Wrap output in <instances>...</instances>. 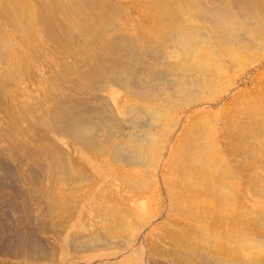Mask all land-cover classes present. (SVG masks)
<instances>
[{
    "label": "bare ground",
    "instance_id": "6f19581e",
    "mask_svg": "<svg viewBox=\"0 0 264 264\" xmlns=\"http://www.w3.org/2000/svg\"><path fill=\"white\" fill-rule=\"evenodd\" d=\"M144 1L158 22L148 32L138 29L136 36H130L115 19L118 9L109 0H0V67L4 72L0 82L8 84L12 79L23 87L26 81H34L31 68L38 70L45 62L36 54L33 42L42 38L65 46L73 57L80 53L84 43L104 40L98 51L95 50L96 56L91 57L93 62L78 61L69 70L70 67L65 70L62 65L70 89L80 92L77 88L81 87L85 93L82 85L90 82L91 90L96 93H108L110 86H115L127 97L147 101L156 97L148 92H157L159 85H165L164 91L158 92L162 95L160 103L176 116L171 123L155 125L160 126L156 127L157 134L148 129L151 120H169L168 111L163 116L161 111H156L157 107L142 110L128 105L125 115L131 127L124 134L125 126L121 129L114 125L115 109H125L122 101L115 99V91L105 97L91 94L98 105L92 109L86 100L79 102L77 94L57 100L58 77L51 76L48 96L41 93L28 106L21 101L19 116L14 117L16 122L39 128L46 142L40 151L41 169L50 172L46 175L49 179L57 180L53 183L55 190L39 189L31 197L42 212L51 216L77 210V201L66 193L82 192L80 201L88 203L87 210L93 214L90 227L94 226L89 235L85 234L86 238L82 237L86 250L109 245L130 248L165 210L164 236L157 238L163 244L169 240L166 244L170 247L171 264L192 259L195 264H264V209L250 210L245 203L249 194L264 202V107L258 110L257 103L251 99L243 105L244 111L237 108L235 114L224 109L205 114L195 112L185 126L181 116H177L186 109L217 104L226 89L222 78L230 76L227 66L237 67L235 61L240 60H233L234 56L253 52L257 44L252 39H264V0ZM194 20L204 21L208 26L193 24ZM3 25L10 40L4 38ZM68 33H74L70 41L77 42L80 50L75 44L61 45ZM12 38L21 45H15ZM27 51L31 54L27 55ZM178 57L179 60H173ZM49 70L57 74L52 64ZM73 70L78 71L75 77ZM16 93L17 98L24 95V91L16 90ZM153 99L152 103H156ZM76 105L80 108L73 110ZM67 109L71 111L65 113ZM141 116L145 118L144 125H139ZM8 129L10 148H0V160L14 161L16 152L12 149L17 147V141L13 138L14 130ZM179 130L175 144L170 145V137ZM54 132L69 139L71 146L78 147L88 159L98 161L104 172L102 180L94 182L95 177L87 174L85 165L73 159L53 139L54 143L51 138ZM23 146L29 158L31 150ZM167 148L165 161L163 155ZM18 160L17 168H20L22 161ZM124 167L136 168L137 175L131 171V174L119 172ZM160 172L164 191L160 186L150 190L148 181L157 184L155 177ZM110 175L114 182L108 181ZM62 181H66L65 189L59 185ZM118 191L124 193H119L120 198ZM134 200L154 202L155 208L151 206L148 214L138 219L137 208L127 203ZM77 242L81 249L82 241ZM144 242L148 244L146 239ZM133 261L125 264H135Z\"/></svg>",
    "mask_w": 264,
    "mask_h": 264
},
{
    "label": "rangeland",
    "instance_id": "374dc122",
    "mask_svg": "<svg viewBox=\"0 0 264 264\" xmlns=\"http://www.w3.org/2000/svg\"><path fill=\"white\" fill-rule=\"evenodd\" d=\"M109 1L112 2L117 7L119 15L114 17L117 21H119L120 24L122 23L121 25L123 28L125 27L124 32L128 33L127 35L136 36V32H138L139 30L148 32V30L154 27V25L158 22L155 13L146 7L147 3L144 5L145 3L144 0H109ZM196 22L199 25L205 24L206 26H208L206 22L199 20L193 22V24H196ZM0 25L2 26V24ZM199 25L197 26L199 27ZM204 26H200V27L204 28ZM2 29L4 31V38L5 37L6 39L9 38L6 34L8 30L5 25H3ZM73 34L74 33H68L66 37H63V41L61 42V45L69 44L68 46H70L75 44L76 48L80 50V47L77 44V42L70 41V37ZM80 39L84 41L83 37H80ZM252 40H253L252 42L257 44L255 49L252 50L253 52L249 51L244 56L243 54L240 55L238 53L240 57L236 54L237 56L235 55L233 60L235 59L237 60V58L240 59L241 61L237 60V62H240L239 65L235 61V65L237 67L227 66L229 70L227 71V75L230 76H228L229 78H222L223 79L222 85L225 86L226 89L225 92L222 93L217 104L204 108H198V109H186L185 111L182 112L183 114L178 113L177 116L178 117L181 116L182 126H185L189 123L190 115L195 112H198L200 114H205L213 111L215 112L218 109H224V112L226 113L229 112V110H231L232 113L235 114L234 112L237 108L240 109L241 111H244L245 108H243V105L246 103V101H250L251 99H254L255 102L257 103L256 107L258 110L263 109L264 107V39L263 40L258 39L259 41L256 39H252ZM11 41L15 45L20 44L19 42H17L16 38H12ZM106 41L107 40L105 38V43ZM99 43H90V42H86V44L84 43V46L81 48L80 53H78L77 56L73 57L74 56L73 54H69L68 51L64 49L65 46H62L63 47L62 48L61 46H57L53 42L48 43V41H46V38L44 39L42 38V41L33 42V44L36 45V47H34L36 54L41 55L44 58L43 62H45L44 66L39 67L38 70L32 69L30 67L31 73H33L32 78L34 79V81L29 78L30 80L26 81V84L23 87H22L23 84L19 86L18 82H15L12 79L11 81L13 83L10 81L12 85L10 83L8 84L3 83V81L0 82V89L3 90V91L1 90L2 94L4 92L3 98L0 101V148L1 149L5 148V150L10 148L9 143L7 145V138L9 134L8 127H11V129L14 130V132L12 131V134L14 136L13 138L16 139L17 141L16 143L17 147L12 149L13 152H16L15 154H13V158H12L14 161H12L11 158L9 159L4 158L0 160V264H125L133 260H134L133 263L135 262V264H171L170 257L172 255L170 253V247L167 245L169 244V240L168 239L166 240L167 244L166 243L163 244L162 240L157 238V236L159 235L164 236L163 230L166 228L165 225H167L165 210L163 214H161L156 220H154V222H151L146 227L145 231L142 234V238H140L137 242H135L132 246H130V248L128 247L129 250L118 249L115 248L114 245L113 247L109 245L110 247L106 246L105 248L103 247V248H95L92 250L91 249L86 250L84 243L85 239L83 238L87 237L85 236V234L89 235V232H92V230H94V226L90 227L91 220L89 219L93 218V214H91V212L87 210L88 203L84 204L80 201L81 200L80 198L83 197L82 192L75 195L63 192V194L66 193L67 195H69V197L73 198L74 201L75 200L77 201L78 209L70 212L67 211L64 214L62 213L60 215H57L59 213H54V215L51 216H47V213L42 212L43 210L40 208V206L36 205L35 199L31 197L32 196L31 194H35V192L39 189H42L44 191L50 190L51 187L52 189H54L53 183L57 182V180H55V178L49 179L46 175L47 174L50 175L49 174L50 172L47 170L44 171L45 169H41V163H42L41 158L43 157V154L41 156L40 151L42 150V147L44 145L43 143L45 141L43 140L42 134L38 131L39 128L36 130L34 129V127H30L27 123L22 124L20 122H16L14 121V117L15 115L16 117L19 116L18 113L20 112L21 109L20 107L23 105L21 104V101H23L25 106H28L34 100L39 99L41 97V93L42 94L45 93L46 96H48L47 91L52 86V85H48V82H50L51 80L50 79L51 76L58 77V80H56L57 86H55L56 87L55 97L57 98V100H59L60 98H64L66 96L75 97L77 94L78 97L77 100H81L79 102H85L86 100L89 103L88 104L89 106H93L91 107L93 109L98 105L96 104L97 101H93L92 95H98V97L103 95L105 97L107 96V94L109 96V94H113L116 92L117 94L115 93V99H118V101L121 100L122 105L125 107V109L128 105L136 106L138 108H141L142 110H145L144 107H146V109L148 107L149 110L154 107H157L155 109H157L156 111L159 113L161 111L160 115H163L168 111L166 107L162 106L160 103L161 102L160 98L162 95L161 96L158 95V92L164 91V89L166 88L165 85H159L157 88V92H148L150 95L154 97L156 94L155 97L156 99L150 97L149 99H147V101H140L133 97H127V95H124L123 93L119 92V90L115 86H110L108 93H102V94L96 93V91L91 90L90 82H85L82 85V87L86 89L85 93L83 89H81V87L77 88L78 89L77 91L80 90L81 93L73 92L70 89L69 85L66 84L65 82V75H64L66 74L65 70L67 69V67L70 66L73 67L74 64H76L78 61L85 63L93 62L94 58L92 59L91 57L96 56L95 50L98 51L101 45L104 44V40L103 42H99ZM73 50H71L70 52L72 53L77 52V51L73 52ZM28 51L25 53L27 55H30L31 53H29ZM175 57L177 56L175 55ZM179 59L180 57L173 60L175 61ZM50 64L53 65L57 74L51 73L52 71L49 70ZM63 64L65 70L61 69ZM241 64L242 66H240ZM71 67L68 68V70L71 69ZM157 69L164 71L160 67ZM73 73H74L73 77H75L78 71L73 70L72 74ZM3 76H4V72L3 69L0 67V80L1 78H3ZM16 90H19L20 92L24 91L23 97L17 98ZM161 92L159 94H161ZM152 99L153 102H155L156 100V103H152ZM61 100L62 99H60V101ZM70 103L72 104V102ZM233 107L236 108L233 109ZM78 108L80 107L76 105V107L73 108V110H77ZM125 109L124 108L115 109L117 115L114 116L115 115L114 113L113 119H114V125L120 128L122 127L121 129H123L125 126V130H123V133L127 134L129 132L127 128H130L131 125L126 121L128 116L125 114L127 113L128 110ZM70 111L71 110L67 109L65 110V113L67 112L69 113ZM169 113L170 112L168 111L167 113L168 117L167 115L166 117L169 118L170 121L168 119H163V120L152 119L151 120L152 125L154 126L151 125L148 129H150V131L152 132H157L158 134L159 130H157V128L162 126L161 124L167 122L171 123V121L176 119L174 113L173 114L172 113L169 114ZM115 117L117 118L119 117L118 120H115ZM141 117L139 118L140 119L139 121H141L139 122V125H144L146 122L144 123V120L142 119L145 118L143 117L141 118ZM119 120H122V122H120ZM231 124L233 125L234 123L231 122ZM155 125H160V126L157 127ZM22 130H26V131H22ZM180 130L170 137L171 139L170 145L172 143L175 144V140L177 139ZM231 130H236V129L231 128ZM136 131L137 130H135V132ZM51 136H52L51 137L52 140L53 139L56 140V143L58 144L59 147H62L63 150L65 151H69L73 159L79 160L82 165H85L84 168H87L85 169L87 171V174L89 173L88 175L95 177L94 182H98L102 180V177L104 176V172L101 169V165L98 161L96 162L94 160L88 159V157L85 156L83 151H81L78 147L76 148L74 146L75 147L74 148L73 146H71L73 144L69 139L67 140L63 139L61 136L55 134V132ZM23 145L27 150L28 149L31 150V151L28 150L30 151L31 154L29 158L28 156L25 155L23 148H21V146ZM168 147L170 146L168 145ZM167 152H168V148L165 151L166 155H163L165 161L167 160ZM16 156H18V158H20L22 161L20 163L21 164L20 168H17L19 160L18 158H16ZM130 171L131 173L135 172L134 174L137 175L136 172L138 170L132 167L129 168L124 167L119 172H127L131 174ZM33 174L36 175L33 176ZM36 176L38 178H36ZM113 178L114 177L110 175L108 181L111 180L110 182L112 181L114 182ZM155 178L157 184L153 185V181H148V183H150L152 186L150 190H152L155 186L156 187L160 186L161 187L160 189L164 191V188L162 187L161 172L160 174L158 173V177ZM65 182L66 181H64L63 183L62 181L59 184L61 187L63 186L64 189L66 187ZM119 193L120 192L118 191V196L120 198V194L122 193L120 194ZM122 195H124V193ZM248 197L249 200L248 198H246L245 203L247 204L250 210L264 209V202H262L259 198L252 196V194H249ZM137 202L139 204H136ZM127 203L128 206H130L129 204H131V206L137 208L139 212L138 219L145 217V215L148 214L147 210L149 211V209H151V206L155 208V205H152V203L154 204V202L147 200H140V201L134 200L133 202L127 201ZM86 224H89V226ZM63 226H65V228H63ZM84 228H87V230ZM71 236H74V238ZM76 239L77 241L80 242L82 241L81 243L84 246L80 244V247H82L81 249L77 247L79 246V243L76 241ZM145 239L147 240V243L150 245L144 244ZM73 241H76L77 243L75 242L74 244ZM154 249H156L158 252L155 251ZM252 252H255V250L249 251V253ZM183 260H185V258ZM195 262L196 261L194 259H192V261L185 260L183 261L182 264H195Z\"/></svg>",
    "mask_w": 264,
    "mask_h": 264
}]
</instances>
